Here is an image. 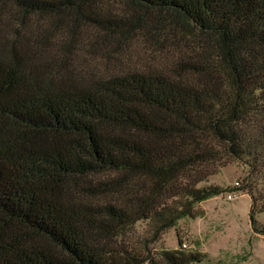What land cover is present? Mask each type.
<instances>
[{
  "label": "trees",
  "instance_id": "trees-1",
  "mask_svg": "<svg viewBox=\"0 0 264 264\" xmlns=\"http://www.w3.org/2000/svg\"><path fill=\"white\" fill-rule=\"evenodd\" d=\"M124 1L0 0V264L199 263L125 239L194 217L234 163L264 212V0ZM138 38L166 70L82 65Z\"/></svg>",
  "mask_w": 264,
  "mask_h": 264
},
{
  "label": "rangeland",
  "instance_id": "rangeland-1",
  "mask_svg": "<svg viewBox=\"0 0 264 264\" xmlns=\"http://www.w3.org/2000/svg\"><path fill=\"white\" fill-rule=\"evenodd\" d=\"M102 1L121 13L133 12L124 0ZM84 36L88 42L92 34L87 30ZM114 45H111L114 51L104 49L98 55L83 50L80 53L84 60L82 65L98 73L124 68L126 71H164L167 68L162 65L167 63L157 60L159 55L149 48V43L143 38L129 42L122 49ZM168 64L170 67L171 61ZM248 172L247 168L237 163L221 168L204 186L220 187L225 190L223 194L197 204L194 217L181 219L175 227L157 238L149 222H138L127 234L126 245L152 256L181 248L202 254L203 259L194 264H264V212L252 213L251 197L242 190ZM114 176L105 174L97 179L106 180ZM236 183H239L238 187ZM229 196L232 200L228 199Z\"/></svg>",
  "mask_w": 264,
  "mask_h": 264
},
{
  "label": "built area",
  "instance_id": "built-area-1",
  "mask_svg": "<svg viewBox=\"0 0 264 264\" xmlns=\"http://www.w3.org/2000/svg\"><path fill=\"white\" fill-rule=\"evenodd\" d=\"M236 186L238 187V186H239V183H236ZM228 199H229V200H232V197L229 196ZM184 246H185V245H184Z\"/></svg>",
  "mask_w": 264,
  "mask_h": 264
}]
</instances>
